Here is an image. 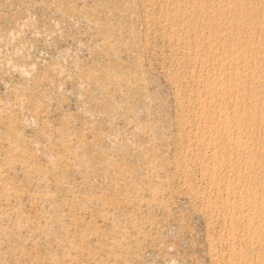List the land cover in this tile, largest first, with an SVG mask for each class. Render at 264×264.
<instances>
[{"label": "rangeland", "instance_id": "obj_1", "mask_svg": "<svg viewBox=\"0 0 264 264\" xmlns=\"http://www.w3.org/2000/svg\"><path fill=\"white\" fill-rule=\"evenodd\" d=\"M0 264H264V0H0Z\"/></svg>", "mask_w": 264, "mask_h": 264}]
</instances>
